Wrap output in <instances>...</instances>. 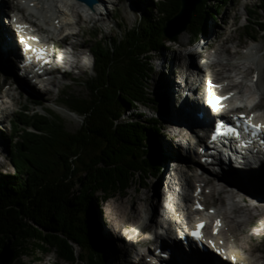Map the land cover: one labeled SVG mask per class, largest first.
Listing matches in <instances>:
<instances>
[{"label": "trees", "instance_id": "16d2710c", "mask_svg": "<svg viewBox=\"0 0 264 264\" xmlns=\"http://www.w3.org/2000/svg\"><path fill=\"white\" fill-rule=\"evenodd\" d=\"M228 1L214 0L205 13L212 17L213 8L224 11ZM202 13L197 6L189 23ZM172 14L166 20L144 14L127 39L110 46L104 47L94 36L96 77L91 97L70 101L84 116L80 129L66 131L49 118L39 120L40 126L30 117L29 125L39 131L20 135L17 148L39 149L25 159L15 155V171L0 175V259L6 264L29 248L43 253L56 249L59 257L75 259L73 243L87 245L88 227L96 230L100 225L94 202L123 192L137 172L152 168L145 153L156 160L161 156L159 150L142 148L148 124L157 127L152 118L133 115L127 121L119 112L138 102L156 101L148 89L152 70L148 53L161 47ZM161 20L160 28H155Z\"/></svg>", "mask_w": 264, "mask_h": 264}, {"label": "bare ground", "instance_id": "6f19581e", "mask_svg": "<svg viewBox=\"0 0 264 264\" xmlns=\"http://www.w3.org/2000/svg\"><path fill=\"white\" fill-rule=\"evenodd\" d=\"M3 1L7 0H0V4ZM15 1L16 0H9V4L15 5ZM55 1L56 0H22L21 3L18 0L16 7L22 9V11L24 12L23 14L26 18L30 17L29 14H38L40 15L39 17H43V20H45L47 24H50L52 26L58 27V25L60 24L65 25L66 22L69 23L70 26L73 25L71 23L72 20L70 19V15L67 10L64 7L57 5ZM106 1L108 2V0ZM128 1L131 3L137 2L136 0ZM107 2L106 5H108ZM99 4L100 2L98 3V5ZM26 12H28L29 14ZM32 12H34V14ZM77 12L80 15L79 9H77ZM100 13H102V11ZM101 17L104 18V15H101ZM79 18L81 17L79 16ZM106 18L108 19V17ZM108 20L110 21V19ZM5 22L6 21L3 20V18L2 22L0 20V54L3 55L2 62L4 60V62H7L8 65H11V59H13L14 57L13 47L16 43V38L14 32H12V29L3 25L5 24ZM72 31L74 32L72 36L66 35L63 37V39L69 40L79 35L77 30ZM123 35L127 39V32H124ZM214 35H216V33ZM95 38L99 39L100 37L95 36ZM104 38L108 41L110 39L108 37ZM236 38V35L230 34L222 37V40L214 46V51L217 54H215V58H212L207 50L209 44H212L211 41L213 39L212 36H209L208 40H206V44L203 45L200 52L197 54L201 55L202 58H206L204 65L213 68V73L215 75L224 74V76L228 77L229 79L238 82L239 87H241L243 92V98L245 94H252L256 97V99L264 100V88L262 85V82L264 81V72H261L262 66L259 62V46L252 44L251 46H249V49L246 52L248 57L253 60V63H256V68L254 65L248 63H243V65L237 63L233 64L231 62L232 57H230V54L232 53L229 42L235 40ZM86 42L87 41L85 39L81 40L78 39V37L74 40V43L79 46L83 45ZM96 45L97 44L92 43L90 47H85L84 50H77L74 47H70L69 49L70 52L83 54L89 52L90 49L92 47H95ZM212 47L213 45H211V48ZM25 49L26 48H23V51H25ZM31 50L32 49L28 50V53H30ZM220 52H224L225 55L221 56ZM194 55L195 54L193 52L192 54H190V67L192 68V66H195L198 69V78L195 79V82L192 81V84L190 81H186V84L188 85V87H192L194 91H198L199 96L196 100L191 101L187 98H184L183 94L181 95V93H183L184 91V88L182 89L181 87H179L180 83L177 80L178 76H187L188 68L186 67V70H184L185 65L182 63V58L180 57L181 53H179L178 51H173V59L172 61H166L167 64L164 63V59L161 58L163 67L160 68L158 77L155 80V87L162 97H166V99H170L172 101V105L169 108L167 107L165 111H162V114H164V121L166 123L164 128H168L170 122H174L181 127L173 130L172 137H168V140L157 139V142L155 143H157L158 147H155V150L163 151L168 156V158L165 160V162L167 163V169L169 168V166H171V159H173L172 157L174 155L175 157L178 156V158L180 157L186 161V165L190 170V173L187 174L185 172H182L180 173V175L188 180H191L192 184L196 181V195L193 197H190V195H188V197L193 200L196 205L208 204L210 202L208 197L212 196L214 192L218 193V199L225 204L222 210H220L219 208L217 209V215H219L218 222L220 224H222L223 222L224 225L217 234L211 236L213 235L212 225L214 220L211 221V230L209 231L211 233L210 239L208 241V244L202 247L197 246V244H192L190 246V249H184L183 247H178V244L171 238H169V240L164 241L162 245V256L160 257L159 261L161 262V264H243V261L247 263L252 262L253 260L251 259V256L254 257V260L262 259L264 261V241L259 242V239L264 238V227L261 226L264 223V201L262 200L264 199V162L251 167H244L242 164H240V166L243 167H240L239 169H235L225 162H220L218 163L219 168L216 169L215 166L212 165V163L207 162V159L209 160L210 158H212L209 157L208 152H202V154L205 156L203 158V155L200 152L198 153V150L201 149V146H199V148L197 149L195 145L189 140V136L191 134L187 132L189 129L187 128V126H189L190 129H194V122L200 121L201 123L205 122L204 120H208L207 123L214 122L215 124L218 120L215 121L214 117L220 119L222 116L215 115L212 109L206 104L210 103L211 99H213L215 100V102L212 103L211 106L213 107L216 105V102L220 99L221 96H217L218 92H214L213 89L217 88L220 84L214 83V77H212V75L208 77H205V75H203V66L197 61V59H195ZM20 56L23 55L20 54ZM64 56L67 59L72 57L71 53L69 54V51H66ZM33 63L38 69H46V67L42 68L44 62L42 63L37 60ZM70 64H73V62H70ZM8 65L5 69L12 68ZM166 67L167 69H165ZM51 69L52 68H50V70ZM234 69L236 70L235 73L239 74L238 79L233 78L234 74H232V71H234ZM53 73L57 74V77L55 76L53 78V82L55 84L60 83L63 80V75L57 72ZM251 74L254 75L253 77L258 83V90L252 89L251 86L247 85V83L245 82V79L248 77V75ZM44 75L43 77H41V87L46 85V82H44L46 77H44ZM205 80L209 83L204 89L202 87V82ZM46 81L49 82V77L46 78ZM6 83L7 82L5 77L0 78V92L9 94L14 102H19L20 95L23 94L22 90H19L15 87V89L19 91V96H16L11 92V89L13 87L11 84L12 82H8L7 88H5ZM194 83L196 84L195 86ZM179 95H181L182 97L181 105H178L180 103L179 100L177 101L178 104H176L175 102L176 98ZM4 96L5 95H2L0 97V107L2 111L6 112L7 114L8 111H6V107L8 105V101ZM60 109L67 114L77 116L74 112L68 110L66 107L60 106ZM128 111H132L131 117L133 115H140L139 117L141 118L149 117L147 114L143 115V113H140L138 109L130 108V110ZM197 112L205 113V117L203 116L198 119L194 116V114H196ZM119 113L122 117L124 116L123 112L120 111ZM1 119L2 118L0 116V122ZM124 119L128 121L130 117H124ZM1 127L2 126L0 125V133H2L3 131V127ZM172 141H174L175 143L173 144ZM183 148H187L188 152L186 151V155H183V151L181 152ZM189 153H194L195 159L193 162H190L191 155H189ZM162 158L165 159V156L162 155ZM231 164L232 162L230 161V165ZM145 186L146 187L143 191V197H141L143 210L144 212L151 215L155 223L161 222L163 220L158 218L160 216L158 206H163L162 201L164 198L162 196V193L159 191V189H157L158 184H155V180H153V182L147 183V185ZM206 186L210 187L209 192H205ZM245 187H247L251 191ZM138 198L140 199L138 193H130L128 196V201L133 205L132 211L137 210V206H135L134 203ZM154 198H157V200L153 201ZM198 199L200 200L198 201ZM255 199L256 201L254 202ZM241 200L246 203L242 204ZM121 204L122 206H125L124 202ZM180 206L183 218L182 210L184 208V204L181 201ZM115 213L119 217V220H124V215L119 211V208L115 210ZM199 217L201 218L200 221L205 219L204 215H199ZM130 224L128 221H126L123 225L124 231L127 234H129V230L126 229V227H130ZM133 227V232H135L137 229L134 225ZM184 231L186 234H188L185 227ZM102 234L104 238L107 239L106 244L108 247L111 246V243L114 239L115 241L120 242L116 233L115 221L111 218L104 222ZM129 238L135 239L136 237L135 235L131 234L129 235ZM119 245L124 249L126 248V245L122 243H119ZM125 250H127V248ZM155 260L156 259H154V261ZM56 263L57 261L55 259L47 258L40 264ZM155 263L157 264L158 261H155ZM77 264L80 263L78 262Z\"/></svg>", "mask_w": 264, "mask_h": 264}, {"label": "rangeland", "instance_id": "374dc122", "mask_svg": "<svg viewBox=\"0 0 264 264\" xmlns=\"http://www.w3.org/2000/svg\"><path fill=\"white\" fill-rule=\"evenodd\" d=\"M126 1V0H124ZM123 0H117L114 3H110L107 2L108 6L110 7V9L108 10V12H97L96 15L98 16V19L94 20V19H86L85 16V12L80 10V15L77 12V9H79V6L77 5H73V6H64L66 8V10H68V12L71 14V17H76V15L80 16V20H79V25L75 24L72 25V29L73 30H77V32L79 33L78 36H75L73 38L70 39V41H74L75 39H85L87 42L84 43L82 46L85 47H90V45L93 42V38H92V34L94 32H97L98 35L100 37H108L110 39L117 37V36H122L125 32L126 29L131 28L134 25H139V21L141 19V15L143 13V11L145 12L148 8L147 5H150L151 2H156L157 0H141L140 3H137V5H140L141 8H139L138 12H133V9L126 5V8L124 10L123 7ZM16 4L18 3V0L15 1ZM58 3H62L61 1ZM126 3V2H125ZM169 3V2H168ZM210 3H213V0H200L197 3L198 7H201L202 10L204 7H206L207 5H210ZM8 3L4 2L2 4V7L7 9L9 12L11 10L15 9V5H11L8 6ZM134 4V3H133ZM173 5L176 4V0L173 1V3H171ZM22 6V5H21ZM105 6H106V1H105ZM146 6V7H145ZM170 6V4L168 5V7ZM203 6V7H202ZM166 11L163 13V15L166 14ZM108 8V7H107ZM205 10H203V14H205L204 12ZM106 13V14H105ZM155 13V11H154ZM101 15H104V18L101 17ZM5 16V15H3ZM108 17V19H110V21L106 18ZM2 22V18L0 19ZM4 22V21H3ZM5 26H7L6 24H3ZM160 23H156L155 26L157 28L160 27ZM190 27V26H189ZM262 27H264V0H231L230 2L227 3L226 5V10L223 13H219V18H217L216 20L214 19H208L207 20V24L204 30H202L201 33L199 34H195L194 32H189L187 29L179 36L178 38V42L180 40H188L191 37L193 38L192 40H196L194 41L195 43L193 44L192 47L190 46H185V47H179L178 44L176 43H172V41L167 40L164 44L163 47L160 51H155L154 54H156V56L153 58L154 61V68L152 71V76L149 79V86L151 91H153V93H157L158 95H161L159 93V91L156 89L155 87V80L158 77L160 68H162V60L161 58H163L164 63L167 64L166 61H172L173 59V51L175 52H179L181 53V58L184 61V58H190V54H192V52L195 54V59H197V61L203 66V75H205V77H208L210 75L213 74L214 70L211 67L205 66V58H201L200 55L197 54L196 50L201 47H203L204 44H206V40H208L209 36H212V44L213 47L211 48V45L209 44V47L207 48L208 52L212 51V58H215V54H217L216 52H214V46L222 40V37L227 36V35H236L237 38L235 40H232L229 42L230 48H231V53L230 54L232 57L231 62L234 64H240L243 65V63H248L251 64V62H249L247 60V54L245 52V48H237V43L239 42H245L247 44L249 43H253V40L250 39L249 34L247 33V31H249L250 33L257 35L258 36V40L254 41V43H256V45L259 46L260 51H258V56H259V62L261 64V72H264V30H262ZM48 32H46L47 34ZM216 33V35H214ZM209 34V35H208ZM208 35V36H207ZM71 41V43H72ZM169 46V47H168ZM89 49V48H88ZM193 50V51H190ZM189 51L190 53L185 55V52ZM75 55V52H74ZM221 56H224L225 53L224 52H220ZM227 56V55H226ZM3 59V55H1V60H0V78H6V82L12 81L13 83L15 82V84H12V89L11 92L12 94L19 96V91L17 89H15V85L18 84L19 80L18 78L16 79L15 73L14 71L9 68V69H5L8 65L7 62H2ZM10 67V65H8ZM167 69V67L165 68ZM184 70H186V68H184ZM236 70L234 69V71H232V74L236 75L234 76L235 79L239 78V74L235 73ZM187 73H189V79L193 80V77L196 76L195 71H191V69H187ZM94 74V70L93 69H89L83 73H79V72H70V77H66L65 80L69 82L68 85L64 86L63 89H61L60 91L57 90V88H53L50 92H46V93H41V94H36L33 93L28 87L27 84L22 82L23 86H24V90H26V94L28 95H32L35 96L36 98L39 99V102H37V104L35 102H32L30 99H27V97L25 96V94L23 93L22 95H20L19 98V102L16 103L14 105L13 108H17V107H21V108H26L28 107L29 109H36V110H31V111H35L37 112V115L39 114V112L41 113H45L47 112L48 109H50L53 114L56 116H60L63 119L64 125L68 130L71 131H75L76 129H78L83 122V118L81 116H79V114H77V116H73L71 114H67L65 112H63L60 109V106L63 107H67V105L64 102H60V101H54V97L56 96H64V93H69V94H76L82 97H86L88 92H89V87H88V79L91 78ZM72 77V78H71ZM252 76H249L247 79H245V82L248 84V80L251 78ZM177 80L179 82H181L180 84L183 83V79L181 77H177ZM207 82V81H206ZM263 84V88H264V81L262 82ZM202 85L205 87L206 83L203 81ZM180 86V85H179ZM5 88H7V85L5 86ZM19 89V88H18ZM20 90V89H19ZM198 92V91H197ZM92 93V92H91ZM183 93H181L182 95ZM181 95H179L175 102L177 103V101L179 99H182ZM193 94H190L189 96H187L188 100H192ZM186 98V97H184ZM160 106V105H158ZM69 109V108H68ZM139 111H141L143 113V115L147 114L148 116H150L152 113H154L152 108H148L147 106L143 105V104H139L138 108ZM16 114V112L13 110L11 112H8L7 115H4L1 119L0 125L3 127H1L3 129L2 133H0L1 137H0V174H9L14 172L15 169V165L16 162L12 159L13 154H20L22 156L23 159H25L26 156H33L35 155V151H37L39 149V146L33 145L32 148H27V149H22L20 146L19 148H14L13 146V138H15L18 134H24L25 132H21V130H14L12 129L11 126H13V123H11L10 128H9V123H8V119H10L11 117H14V115ZM132 115V111H126L124 113V117H131ZM3 122V124H2ZM22 122V126H24V120H21ZM177 125V124H176ZM21 129V128H20ZM31 130H33V128H31ZM173 130H176L175 126L174 127H169L168 128H164L162 130V132L157 133L156 131H152L150 132L152 137L151 140H155L157 142V139H169L170 137H172V133ZM3 135V136H2ZM7 135V138H6ZM11 136V137H10ZM169 137V138H168ZM172 139V138H171ZM178 139V138H177ZM151 140H146L144 141L146 144L149 143V146L151 144ZM189 140L194 143L195 142V136L194 135H190L189 136ZM170 141V140H169ZM172 143L174 144L175 142L172 141ZM183 151V152H182ZM186 151L187 148H183L181 150V152L183 153V155H186ZM188 152V151H187ZM166 155V154H165ZM189 155H191V161H194V153H189ZM168 157H166L165 159H163L162 164L160 165L162 168L166 167V162L165 160ZM174 158L176 160V162H174L175 164H171V166H169V170H171L172 172H178V173H182L185 172L187 174L190 173V170L187 168L186 165V161L182 158H178L175 157ZM179 164H178V163ZM177 165V166H176ZM201 170V169H200ZM169 176L171 177V175L169 174ZM157 179L158 176H156L154 173L151 172H139L136 177L134 178L131 186L125 190L123 193H117L115 194L111 199H106L104 200L103 198H100L99 200H96L94 202L93 207H95L97 209V213L99 214V220L100 222V236L103 240V245H104V259H105V264H126L127 260H128V256L127 255H122L120 252L118 253V250L122 249L123 247H121L119 245V243L121 242H117L115 241V239L112 241L111 246L108 247L106 244V240L103 238V225L104 222H106V220H109V218L113 219L115 221V224H118V218L116 217V213L115 210L116 208H119L123 213H125L126 215H133V211H132V204L128 201V196L130 193H138L140 196V199L138 198L137 200H135V206H137V212L142 213L143 212V205H142V200L141 197H143V191L145 189V185H147V183L153 182V180H155V184L157 183ZM189 183L191 182V180H188ZM163 178H159V186H157V189L162 188L163 186ZM196 185V181L194 183ZM247 188V187H245ZM248 189V188H247ZM210 187L206 186L205 187V192H209ZM250 190V189H248ZM251 191V190H250ZM209 199V203L211 204V209H213V211H215L217 208H219L220 210H222L224 208V202H221V200L218 199V193L214 192V194L212 196L208 197ZM157 198H154L153 201H156ZM264 201V199H262ZM256 201V199L254 200V202ZM125 204V206H122L121 203ZM242 204H245L246 202H243L241 200ZM158 211L159 214H161V206H158ZM134 216V215H133ZM162 216V215H161ZM160 217V216H159ZM251 225V224H250ZM264 227V223L261 225ZM259 227V226H258ZM206 230H209V227L206 228ZM118 234V232H117ZM103 236V237H102ZM263 236V235H262ZM264 237V236H263ZM122 238V237H121ZM120 239V238H119ZM123 241L125 243L126 240L124 239V237L122 238ZM264 238L259 239V242H263ZM118 243V244H117ZM75 248L77 251L78 256H80L79 254H83L86 255L87 251L85 250L84 247L78 245L77 243H75ZM118 249V250H117ZM100 254V252H98ZM123 256V257H122ZM55 259L57 261L56 264H77L78 262L80 264H90L92 263L91 260H83L81 258H77L75 261H71V260H66V259H59V255L56 249H52L50 252L44 254L41 251H34L32 249H27V254H22L20 255L17 259H19L18 264H40L43 261H45L46 259ZM5 260L4 259H0V264H4Z\"/></svg>", "mask_w": 264, "mask_h": 264}, {"label": "water", "instance_id": "95a60500", "mask_svg": "<svg viewBox=\"0 0 264 264\" xmlns=\"http://www.w3.org/2000/svg\"><path fill=\"white\" fill-rule=\"evenodd\" d=\"M86 1L89 5L93 6L97 0H82ZM199 0H182V6L178 12L168 21L169 24H173L177 26L176 31L169 32V36H173L175 34L180 33L186 28L188 18L191 15L195 5ZM88 237L92 239L94 242H98L97 237H95L91 227L88 228Z\"/></svg>", "mask_w": 264, "mask_h": 264}, {"label": "snow or ice", "instance_id": "6c2138e0", "mask_svg": "<svg viewBox=\"0 0 264 264\" xmlns=\"http://www.w3.org/2000/svg\"><path fill=\"white\" fill-rule=\"evenodd\" d=\"M256 127H260V126H256ZM218 223V222H217Z\"/></svg>", "mask_w": 264, "mask_h": 264}]
</instances>
